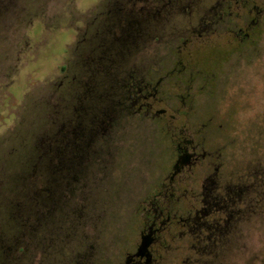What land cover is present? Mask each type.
Instances as JSON below:
<instances>
[{"label": "rangeland", "instance_id": "374dc122", "mask_svg": "<svg viewBox=\"0 0 264 264\" xmlns=\"http://www.w3.org/2000/svg\"><path fill=\"white\" fill-rule=\"evenodd\" d=\"M2 3L0 264H125L161 210L193 213L215 167L239 188L215 251L175 224L154 264H264V204L250 209V175L264 179V0ZM131 81L157 90L149 116L122 100ZM185 141L218 161L186 165L165 202ZM61 158L64 184L50 177Z\"/></svg>", "mask_w": 264, "mask_h": 264}, {"label": "flooded vegetation", "instance_id": "af4514ba", "mask_svg": "<svg viewBox=\"0 0 264 264\" xmlns=\"http://www.w3.org/2000/svg\"><path fill=\"white\" fill-rule=\"evenodd\" d=\"M246 36L249 37V34L246 33ZM140 85L141 83L133 81L130 83L127 82L126 86L129 88L123 94L122 100L126 103L127 108L130 111L132 110L133 113H144L145 116H149L152 111V105L149 103V100L156 95L157 90H149V85H145L144 88H141ZM114 112L116 114V109H114ZM161 114H165V111H157L155 117ZM185 144V148L180 147L181 150L174 164V172L171 176L170 184L165 186L164 192H162L164 195L163 197L166 198L165 202L171 201L169 197L173 196V194L170 193V191L173 190L172 182L174 178L183 171L186 165L191 168L206 163L210 167L214 166L218 161V156L214 153L198 151L197 147L192 146L191 141H185ZM214 170L215 172L208 175L204 180L201 197H195V202L193 204L194 211L186 219L181 218L176 220V217H172L167 213L166 218L161 220V217L164 215V210H161L160 214L155 216L147 228L141 232V237L150 236L152 240V245L149 248V251L152 254L150 264H154L151 248L157 241V235L164 231L168 226L172 228L175 224L186 230L185 233L197 234L198 245L201 247L203 246L202 248L204 251L210 250L211 253L215 251V243H217L219 238H223V230L229 223L232 214L235 213L234 208L238 202L235 198L239 197L237 192V189L239 188L220 184L218 168L215 167ZM209 219H211V221H209ZM125 264L146 263L144 258L141 259L129 255L126 258Z\"/></svg>", "mask_w": 264, "mask_h": 264}, {"label": "trees", "instance_id": "16d2710c", "mask_svg": "<svg viewBox=\"0 0 264 264\" xmlns=\"http://www.w3.org/2000/svg\"><path fill=\"white\" fill-rule=\"evenodd\" d=\"M4 0H0V11L3 8V2ZM64 156L66 155L64 152L62 153ZM60 164L59 166H55L54 170L52 169V174L50 177L52 178H57V181L59 183H66V181L69 180V173H70V169L72 168L71 166V162L69 161V159H65V158H61L59 160ZM250 180H251V190L254 192V198L251 199L250 201V209H258L260 208L263 204H264V179L262 177V173L260 172V170H258V172H252L250 175ZM247 187V186H246ZM246 187H245V192L244 194H246ZM50 187H48V191H50ZM53 192V191H52ZM47 203V205L50 206V204H48L49 200H51L50 195L46 196V199H44ZM236 201H238V197L235 198ZM245 202L247 201L246 199L244 200ZM238 203V202H237ZM245 204V203H244ZM247 204V202H246ZM247 208V206H246ZM37 210V209H36ZM17 221H20L19 218L16 219ZM4 249L2 248L1 244H0V257H1V262L4 259Z\"/></svg>", "mask_w": 264, "mask_h": 264}, {"label": "water", "instance_id": "95a60500", "mask_svg": "<svg viewBox=\"0 0 264 264\" xmlns=\"http://www.w3.org/2000/svg\"><path fill=\"white\" fill-rule=\"evenodd\" d=\"M151 244H152V240L150 236H142L140 246L138 247L137 252L133 254V256L141 259L145 258V263L150 264L151 254L149 248Z\"/></svg>", "mask_w": 264, "mask_h": 264}]
</instances>
